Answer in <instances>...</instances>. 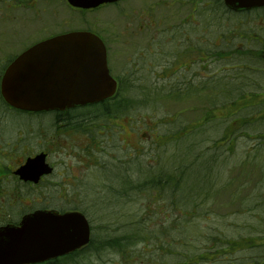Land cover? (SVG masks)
Returning a JSON list of instances; mask_svg holds the SVG:
<instances>
[{"label": "trees", "instance_id": "1", "mask_svg": "<svg viewBox=\"0 0 264 264\" xmlns=\"http://www.w3.org/2000/svg\"><path fill=\"white\" fill-rule=\"evenodd\" d=\"M28 1L24 0L25 8ZM38 1L31 0L36 4ZM211 3L206 8L212 11L207 13H203L206 10L200 6L201 15H214L223 23V17L230 20L233 37L227 38L223 34V39L219 40L229 43L230 39L234 42L238 38L242 41L239 47L216 48L208 53L201 48L200 42L199 59H187L195 47L189 45L182 57L178 50L161 54L162 43L155 42V55H171L160 73L153 70L154 64L148 67L141 63L132 74H120L116 95L101 104L38 116L16 111L6 113L5 120L8 113L13 118L10 130H23L18 135V130L14 132L18 141L25 142L28 138L27 122L32 126L40 123L47 140H50L48 132L59 126L73 134H81V141L86 139L81 145L88 158L84 167L92 170L93 177L90 182H76L79 187L75 188L83 196L82 205L60 209L37 206L43 202L34 205L31 202L32 206L17 217L0 222V226L16 224L22 216L36 209H54L60 213L79 211L91 224L90 212L94 211L103 219L107 236L96 241L92 236L87 247L43 264H78V259L106 249L130 255L133 251L129 249L139 243L147 245L151 240H156L150 245L151 249L163 251L166 259L168 255L175 258L174 262L166 260L164 264H264V216L257 219L255 227L250 223L246 225L247 237L229 238L221 233H210L202 225L211 223L221 209L236 207L242 216L251 215L254 206L264 211V129L261 126L264 122V90L248 84L258 73H264V18L255 30H245L252 24L244 21L245 16L264 12V8L232 12L226 9L223 0H212ZM220 62L228 63L234 73L227 76L211 70V65ZM222 67L223 71L225 68L230 70L224 64ZM172 103L180 108L176 111L166 108ZM145 107L153 110L165 107L164 121L151 119L153 127L144 140L148 142L144 145L147 150L141 148L142 152L119 154L118 138L113 130L119 128L116 121L128 119L130 122L132 110ZM43 117L48 120H42ZM147 118L143 117L146 125ZM35 119L37 121H33ZM255 121H261L260 131H251ZM162 124H170V127L160 131ZM243 137L252 142V146L247 145L245 156H241L237 164L232 163L238 140ZM55 142L47 143L52 146ZM3 153L9 155V152ZM0 182V187L5 188ZM16 191H22L17 193L15 200L18 199V203L33 201L24 196L25 190ZM152 201L156 202V209L165 210L162 215H148ZM3 206L10 207L7 202ZM230 216L235 217V214ZM160 217L163 219L160 225L151 228V223L158 222ZM198 233H201L202 244L198 243L192 249L190 239ZM164 235L170 239L168 242L157 241ZM179 248L184 249L183 253ZM197 248L200 249L198 255L186 254Z\"/></svg>", "mask_w": 264, "mask_h": 264}, {"label": "rangeland", "instance_id": "2", "mask_svg": "<svg viewBox=\"0 0 264 264\" xmlns=\"http://www.w3.org/2000/svg\"><path fill=\"white\" fill-rule=\"evenodd\" d=\"M30 1H28V7L24 8V11L22 12L23 14H19V19L16 18L17 16L16 14H13L14 11L12 10L7 12L8 15H0L3 20L6 19L5 23L8 22L6 25L3 23L0 24V57H5L6 54L10 53H14V55L21 54L28 46L35 43L34 41L43 40L51 35L58 34L66 30L89 28L90 26L91 28L89 29H93L94 31L102 34L104 37H110L113 31L114 39L116 40L114 47L116 46L117 49L115 50L114 54L112 49L110 67L116 76H120L121 73L132 74V71L136 70V68H139L138 66H141V63H145V65L148 67L150 64L153 67L154 64L155 66L153 70L156 73H160V68L165 65L167 58L171 55H155L153 52L155 49L154 41L162 43V46L159 48L161 54L163 51L173 52L176 50H178V52L181 54V50L187 49L191 42L185 40V32L183 33L182 29H191L192 26L196 30V34L199 35L201 48L205 52L216 51V48L228 50L232 47H239L242 43V41H240L238 38L234 40V42H232V39H230L229 43H221V39L219 40V38L223 39V34H226L227 38H230V36L231 38L233 37L232 34H234V32H230L232 30L229 25L231 22L230 20L228 21L223 17V23L220 21L218 22V18H216L214 15H212V17H208L207 15H201L200 17L199 15L196 16L195 21H192L189 18V22L182 24L183 20L192 16L191 14H188L190 11L184 9L180 12H170L167 11L166 7L162 8L161 6L158 7V9L153 8L158 0H125L115 7L110 6L107 8H100L94 12L86 13L84 16L78 12L74 13L68 6H66L64 0H40L38 1V4ZM35 4L38 6H35ZM0 8H3V3L1 0ZM170 13L178 14L172 15ZM263 18L264 12H260L259 14H254L248 17L245 16L244 21L252 24L250 27L247 26L245 30H255L256 25L260 23V20ZM143 23L150 25L152 28L144 30L145 41L143 42L142 40L135 46L126 47V45H129L130 43L128 34H130L131 31L133 34H136L138 32L137 26L142 25ZM117 38H119L120 43H118ZM120 44L124 47H121ZM143 56H145L144 59H139ZM158 56L161 59H159ZM180 62L181 61L179 60V63ZM223 64L224 66L229 67L230 70H226L228 68L224 67L225 71H223ZM223 64L222 62L217 64L215 63L211 65V70H215L217 73L220 71L227 76H230L231 73H234V70L231 69L228 63L225 64L223 62ZM261 65L262 63L259 66ZM184 72L186 71H183V73ZM203 74L205 73L203 72ZM248 84L255 85L257 86L256 88L260 87L261 90H264V73H258L256 78L254 77V81H248ZM173 105L177 104L172 103L166 108H170V110L173 111H176L178 108H180V105L177 107H174ZM184 105L187 106V104ZM198 109L200 108L198 107ZM169 113L171 114L172 112ZM165 114H167L165 107H161L157 110H153L151 107H145L140 110L133 109L131 112V117L133 119H131L130 122H127L128 119H120L116 121V124L119 128L113 130L116 131L115 135L118 138L117 147L120 148L119 154H121V152L124 154L128 151L135 153L137 150H139V152H142V150H147L148 148L145 146L148 145V142H144V140L147 138V135L145 134H148L149 130L152 129L153 121L164 118L166 116ZM191 115L193 116V113H191ZM143 117H148L146 121L147 125L145 124ZM42 120L48 119L43 117ZM11 121H13V118L9 117L8 113L6 120L4 121L2 127H0V151L4 150L3 144L16 139L14 135L16 130H18L17 135L22 130L21 128H17L15 131H11L9 128V124L10 126L13 125V123H10ZM33 121H37V119ZM163 121L164 120L162 119V122ZM255 122V127L252 126L253 129L251 131L254 129H259L261 121ZM263 124L264 122H261V126L264 129ZM25 125V129L27 130L26 133L29 132L28 138L25 139V142L33 143L37 146H40V149H42L44 145L47 147L50 146V144L47 142L56 140V144L52 143V147L56 151L58 150L54 158H57V164H61L58 166V172L60 176H56V178L50 182L51 184L46 185L49 187V189L29 192L24 191L23 193L26 198H33V201H29V203L24 204L18 203V199L15 200L17 193L22 191L13 190L10 178L5 177V188L0 187V222H7L12 218L17 217L22 213V211L27 210L30 206H32L31 202L33 205L43 202L37 206L46 205L48 208L57 207L60 209H71L73 205H82L80 203L81 198L83 197L82 194L79 193L78 189L71 186V184L77 181H80V184L82 182L92 181V170H89L88 167L86 169L85 167H82L81 170H78L76 168V166H78V159L76 156L72 155L74 152H81L80 146L84 141H86V139L81 141L79 138L81 134H73L71 131H65L64 127L59 126L52 128V130L48 132L50 135V140H47L44 137L45 130L42 129V125L40 123L34 124L32 126L31 122H27ZM169 127L170 124H162L159 125V130L163 131ZM247 145L252 146V142L248 141L247 138L243 137L238 140L233 158H231L232 163L235 162V164H237L241 156H245V148ZM68 154H70V157ZM5 161L6 160L0 158V163ZM3 175V173H0V180ZM53 183H56V185ZM55 187L56 189H54ZM61 187L66 188L67 192H62L59 190ZM77 187H79L78 184ZM59 197L61 199H59ZM5 202H7V204L10 206L9 209L3 206V203L5 204ZM155 203V201H152L149 204L151 206V210L149 212L148 209V215L150 216L151 214H157V216L162 215L165 211L164 209H156L157 207H155ZM252 209L254 210L251 215L246 214L243 216L238 213L239 208L236 207L231 209H221L217 211V214L214 215L213 221L211 223L202 225L207 227V232L210 233H221L229 238H240L241 236L247 237L249 234H245L246 225L250 223L252 227H255L254 225L258 222L257 219H261V217L264 216V211L261 208L254 206L251 208V210ZM93 212H90V215H92V217H90L93 219L92 225L94 229L92 234L96 241L103 239L105 236H107V234L103 229L105 228L104 226H106L103 222V219L100 218V216L95 215ZM151 212H154V214ZM233 213L235 214V217L230 216ZM161 218L162 217L157 218L158 222L151 223L150 227L155 228L159 226L161 221H163ZM166 236L167 235L162 236L161 240L157 241L165 243L167 240L168 242L170 239L166 238ZM190 240L192 241L191 243H193L191 244L192 249L193 247H196L198 243L202 244L201 233L192 236ZM155 241L151 240V242H148L147 245H145V243H139L135 245V247L129 249L130 251H133V253H130V255L121 254L118 252V250L106 249L101 253L94 252L87 257L80 258L78 259L79 262L77 263L164 264L166 260L174 262L175 258L173 256L168 255L166 259L165 254L161 253L163 251H160L159 253L151 249L150 245L155 243ZM199 247L205 248L204 245H200ZM144 248L149 249L145 250ZM179 250L181 253L184 251L182 248H179ZM194 253L198 255L200 253V249L197 248L195 250H191V252H186V254H191L192 256L195 255Z\"/></svg>", "mask_w": 264, "mask_h": 264}, {"label": "water", "instance_id": "3", "mask_svg": "<svg viewBox=\"0 0 264 264\" xmlns=\"http://www.w3.org/2000/svg\"><path fill=\"white\" fill-rule=\"evenodd\" d=\"M122 0H68L94 9ZM233 11L264 7V0H224ZM7 102L23 111L42 112L93 105L113 96L106 49L96 35L72 32L42 42L19 56L2 81ZM41 154L17 174L37 183L52 169ZM90 223L81 212L36 211L19 225L0 227V264H37L71 254L90 242Z\"/></svg>", "mask_w": 264, "mask_h": 264}, {"label": "flooded vegetation", "instance_id": "4", "mask_svg": "<svg viewBox=\"0 0 264 264\" xmlns=\"http://www.w3.org/2000/svg\"><path fill=\"white\" fill-rule=\"evenodd\" d=\"M1 1L3 3V8H0V15H8L7 12L12 10V11H14L13 14H16V16H17L16 18L19 19V17H18L19 14H23L22 12L24 11V8H25L24 7V0H1ZM211 1L212 0H158L153 8L158 9V7H160V6L162 8L166 7L167 11H170V12H173V11L180 12L184 9H187L188 11H190L188 14H191L192 16L187 17L185 20L182 21V24H185L186 22H189L188 21L189 18L192 21H195L196 16L201 15V11H202L200 8L201 5L206 10L203 13H207V11H212V10H207V8H206V7H209L210 5H212ZM118 4L119 3L114 4V5H110V6L115 7ZM110 6L105 5L103 7L107 8ZM224 6H225V4H224ZM226 9H228V8L226 7ZM163 14H166V13H163ZM170 14L174 15V14H178V13H170ZM5 21H6V19L3 20V18L0 17V24L3 23L4 25H6L8 22L5 23ZM137 29H138L137 30L138 32L136 34H133L132 31L130 32V39L133 41V43H135V40L137 37H139V36L144 37L145 36V32H144L145 29H152V28L150 25L143 23L142 25L137 26ZM182 31H183V33L185 32L184 33L185 34V40L191 41L190 45L195 47L194 53L192 55L190 54L189 57H187V59H199L200 41H199V35L196 34V30L192 26L191 29H186V30L182 29ZM182 31H181V33H182ZM67 32H71V31L66 30V31L61 32L60 34H64ZM99 35H101V37H103L102 39L105 42V45L107 47L108 59H110V54L112 52V49H113V54L115 52L114 33L112 31L111 36L105 37V38L102 34L99 33ZM52 36H54V35H51L48 38H45V39L40 40V41L47 40V39L51 38ZM106 38H107V41H106ZM172 38H174V37H172ZM40 41H34L35 43L28 46L22 53H24L29 48L35 46ZM154 43H155V41H154ZM185 50H181V56L182 57L186 52ZM153 52H154V54L156 53L155 49L153 50ZM189 52H190V50H189ZM19 55L18 54L14 55V53H10V54H6L5 57H0V127H2V125L5 121L6 113L8 111L18 112L17 109L9 106L3 97L2 79H3L6 71L11 67V65L13 63L16 62V60H17L16 58ZM142 58L144 59L145 56H143ZM116 79L118 80V78H116ZM77 109H81V108H77ZM71 110H76V109H71ZM66 111H69V110H66ZM70 130H72V129H70ZM3 146H4V150L0 151V158L4 159L6 161L0 163V172L4 174L3 177L1 178V181L4 184H6V182L4 181V178L5 177L10 178V181L12 182L13 190L39 191V190H43V189H49V187L46 185L51 184L50 182L52 180H54L56 178V176H60L59 172H58V166H60L61 164L56 163L57 158H54L55 157L54 154L56 153V150L53 149L52 146H50V148H48L47 146H44L42 149H40V146H37L33 143L24 142L21 140L18 141V139H16V141L12 140L9 143H5V144H3ZM80 151L81 152H79V153H77V152L72 153V155L76 156V158L78 159V166H76V168L78 170H81L82 167H84L86 165L87 160H88L87 155H84L82 152L83 146L82 147L80 146ZM3 152H9V155L7 154L5 156V154ZM41 152H44L47 154V162L53 167V173L49 176L42 177L38 181L37 184H35L33 182L21 180L20 177L18 175H16V171L20 167H22L29 158H33ZM68 156L70 157V154H68ZM53 184L56 185V183H53ZM71 186H73L75 188L77 186V183L76 182L72 183ZM54 189H56V187ZM59 190L66 191L67 189L64 187L63 188L61 187Z\"/></svg>", "mask_w": 264, "mask_h": 264}]
</instances>
